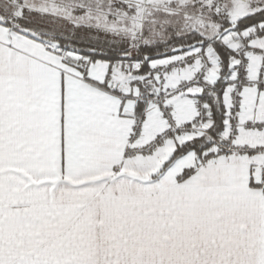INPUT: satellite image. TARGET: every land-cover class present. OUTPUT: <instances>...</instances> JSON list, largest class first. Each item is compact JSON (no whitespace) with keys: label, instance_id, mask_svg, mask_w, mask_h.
<instances>
[{"label":"snow or ice","instance_id":"snow-or-ice-1","mask_svg":"<svg viewBox=\"0 0 264 264\" xmlns=\"http://www.w3.org/2000/svg\"><path fill=\"white\" fill-rule=\"evenodd\" d=\"M0 264H264V0H0Z\"/></svg>","mask_w":264,"mask_h":264}]
</instances>
